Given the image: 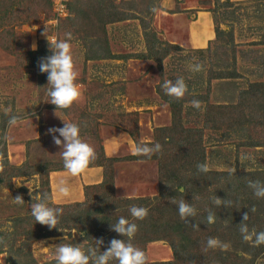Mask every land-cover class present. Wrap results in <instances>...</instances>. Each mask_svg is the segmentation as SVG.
<instances>
[{
  "label": "rangeland",
  "instance_id": "rangeland-1",
  "mask_svg": "<svg viewBox=\"0 0 264 264\" xmlns=\"http://www.w3.org/2000/svg\"><path fill=\"white\" fill-rule=\"evenodd\" d=\"M102 8L104 21L123 19L102 31ZM197 11L210 13L213 21L215 39L204 48L187 44ZM142 25L156 33H149L150 47ZM46 27L59 39L71 33L82 93L70 109L57 112L48 102L47 74L38 68L40 58L51 55L42 35ZM262 36L264 0H69L68 15L58 21L52 0H0V264H56L58 245L87 251L100 238L103 252L111 239L127 240L110 229L119 217L149 229L154 220L181 219L172 202L181 199L197 210L183 229L192 244L178 259L177 235L165 227L150 230L148 238L157 239L132 240L145 252L147 264H264V245L247 241L237 253L226 225L214 233L206 222L209 210L214 213V188L228 184L214 173L264 171ZM194 64H201L202 71L192 72ZM180 77L188 92L177 101L162 84ZM194 99L201 102L199 109L192 106ZM11 114L21 117L18 126L9 127ZM63 121L77 123L81 139L94 148L96 159L88 169L101 167L102 183L76 185L77 178L65 170L61 149L48 134L51 127H63ZM113 137L122 144L118 157L105 153ZM155 143L162 151L151 158L131 153L137 144ZM200 163L208 164L211 175L202 176ZM175 172L188 180L187 189L178 191L182 195L174 193L182 182ZM51 176L57 181L53 188ZM62 179L70 197L57 191ZM78 190L82 200L72 201ZM42 193L49 194L50 207L63 208L57 229L36 223L31 215L30 205ZM17 195L23 205L14 202ZM137 199L155 205L143 221L129 211L132 205L142 207L144 202H127ZM98 208L110 219L88 215ZM209 237L230 248L207 249Z\"/></svg>",
  "mask_w": 264,
  "mask_h": 264
},
{
  "label": "clouds",
  "instance_id": "clouds-1",
  "mask_svg": "<svg viewBox=\"0 0 264 264\" xmlns=\"http://www.w3.org/2000/svg\"><path fill=\"white\" fill-rule=\"evenodd\" d=\"M42 35L46 37L51 52V55L41 57L38 61L39 71L47 74V95L50 97L48 102L56 107V112L58 109H70L74 103L80 100L82 95L76 84L78 72L72 56L71 33H67L65 39H59L50 36L46 27ZM32 47L35 50L37 46L33 44ZM202 69L203 66L201 64L190 66L192 72H200ZM162 88L166 95L177 101L182 100L188 92V87L183 77L177 78L174 81L165 80ZM191 104L197 109L201 107L199 100L194 99L191 101ZM5 111L6 114L11 113L10 108ZM20 121L21 117L11 114L9 115L8 125L9 127H15L18 126ZM80 132L81 129L77 123L65 121H63V127H51L48 129V134L52 135L54 144L61 149L59 153L63 159L65 170L73 177L82 175L96 159L94 148L81 139ZM161 151L162 146L159 143L151 146L148 144H137L132 154L151 158L154 154ZM197 169L203 173L210 171L207 163L198 164ZM0 171H3L2 166H0ZM248 186L253 190L256 198L264 199V183L259 180H249ZM57 191L64 197L70 195V188L63 179L59 181ZM13 199L18 205L25 203L21 195H17ZM49 200L50 196L48 193L36 196L35 202H32L30 205L31 215L36 223L47 226L50 230L57 229L60 217L63 215V208L50 207L48 204ZM172 202L177 205L181 220L186 224H190L189 218H193L197 214V210L192 203H188L185 199L179 201L173 200ZM213 204L217 207L221 205L227 207L225 200L217 196L213 198ZM129 211L135 220L140 221L147 218L149 214L147 208L136 205H132ZM251 211L254 212L255 208H252ZM207 220L208 223L215 222V215L211 210H209ZM248 220L249 214L245 213L243 215V222L239 224L243 240L246 242L251 241L254 246L264 245V231L256 232L253 229L250 232L247 225ZM192 226L194 228L199 227L196 224ZM110 229L124 238L127 237V240L113 238L110 240L107 249L103 252L100 251V247L104 244L102 238L95 239V247L88 248L87 251L82 250L80 246L60 244L56 250V264H110V261L113 260L117 261L118 264H147L145 252L132 243L135 234L138 232V225L135 222H130L127 218L121 216L116 223L110 224ZM0 243H3V241L0 240ZM206 248H219L222 251H226L230 248V244L221 242L218 238L209 237L206 242Z\"/></svg>",
  "mask_w": 264,
  "mask_h": 264
},
{
  "label": "trees",
  "instance_id": "trees-1",
  "mask_svg": "<svg viewBox=\"0 0 264 264\" xmlns=\"http://www.w3.org/2000/svg\"><path fill=\"white\" fill-rule=\"evenodd\" d=\"M100 13L99 17V23L103 25V28L101 27V30H104V27L108 23H113L116 21H120L123 18L119 19H108L104 21L103 14H104V8L100 9L98 11ZM107 15V14H106ZM104 15V17L106 16ZM144 35L146 38V44L150 45L152 42H150L149 39V33L156 37V33L152 31L151 29L148 31L146 26L142 25ZM219 34L223 33L221 30L216 31ZM264 39V36H262ZM260 44H264V40L261 41ZM151 50V48H150ZM174 107V106H173ZM175 114V112H174ZM202 156V162H204V152H201ZM110 160V159H109ZM204 177H207V175H211L210 172L203 173L201 172ZM174 176L182 179V182H179L176 186V189L174 191L175 194H184L178 192L180 188H186L188 185V180L183 178V175L178 174L177 172L174 173ZM214 177H217L219 179L226 178L228 179V184L226 187L224 186H217L214 188V197L217 196L221 198L222 200H225V203L227 204V207L221 205L220 207H217L214 204V215H215V222L214 223H208L207 217H206V222L210 227H214V233L216 231H220L224 225L225 229L227 230L226 232L229 235V239L232 240L233 244L232 247H234V251L239 253L242 251L244 248H239V245H244L246 241L243 240L242 234L239 230L240 228V223L243 222V215L245 213L249 214V220L247 221V225L249 228V231L251 232L253 229H255L256 232L264 231V199H258L254 196L253 190L249 188L248 186V181L249 180H259L262 183H264V171L263 172H253V173H248V174H233L229 172H222V173H214ZM203 178V177H202ZM196 186H198L196 184ZM199 187L191 188L196 192V189ZM206 189V186H202L201 190ZM197 193V192H196ZM127 202H144L142 207H145L149 210L148 216L151 214L153 211L155 205L148 204V200L145 199H137V200H127ZM82 204V203H81ZM142 204V203H140ZM80 205V203L78 204ZM150 205V206H149ZM252 208H255V211H251ZM160 208H158L159 210ZM163 209H160L162 211ZM163 214V212H160ZM88 215H97L100 216L102 221H107L108 216L103 208H98L93 210V212L88 213ZM208 216V215H207ZM148 225V224H146ZM145 223L141 225L140 229L138 227V232L135 234V237L133 240L137 241H145V242H151L157 238L150 237L148 238V231H156L161 227H165L164 229L170 230L171 233L176 234L177 237L179 238L178 244L174 245V250L176 253V256L181 258L183 256V253L185 249H187V246L192 244L193 239L192 237L185 233L183 229L185 228V222L182 221L181 219H167L164 221H159V220H154V222L151 223L150 228L148 229V226H146ZM215 235V234H214ZM160 264H175V263H160ZM178 264V263H176Z\"/></svg>",
  "mask_w": 264,
  "mask_h": 264
},
{
  "label": "crops",
  "instance_id": "crops-1",
  "mask_svg": "<svg viewBox=\"0 0 264 264\" xmlns=\"http://www.w3.org/2000/svg\"><path fill=\"white\" fill-rule=\"evenodd\" d=\"M195 16V19L191 20L189 23L187 44L190 47L204 48L208 45L209 41L215 39L212 17L211 14L206 11H197ZM121 147L122 144L119 137H113L105 145V153L108 157H118ZM130 149H132L131 153H133V148ZM101 171V167L87 169L82 175L75 177L77 179L74 183L76 185L77 183L82 185L100 184L103 179ZM55 179V177L51 176L50 181L52 183V188L55 183H57ZM78 193H80L78 194V198L72 201L80 202L82 200L83 195L79 190ZM70 195L68 197H70Z\"/></svg>",
  "mask_w": 264,
  "mask_h": 264
},
{
  "label": "built area",
  "instance_id": "built-area-1",
  "mask_svg": "<svg viewBox=\"0 0 264 264\" xmlns=\"http://www.w3.org/2000/svg\"><path fill=\"white\" fill-rule=\"evenodd\" d=\"M69 0H52V10L57 21L68 15Z\"/></svg>",
  "mask_w": 264,
  "mask_h": 264
}]
</instances>
